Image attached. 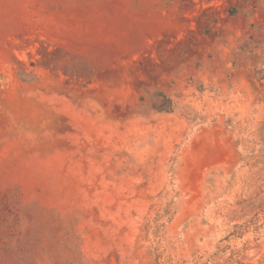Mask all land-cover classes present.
<instances>
[{"label":"rangeland","instance_id":"rangeland-1","mask_svg":"<svg viewBox=\"0 0 264 264\" xmlns=\"http://www.w3.org/2000/svg\"><path fill=\"white\" fill-rule=\"evenodd\" d=\"M0 264H264V0H0Z\"/></svg>","mask_w":264,"mask_h":264}]
</instances>
